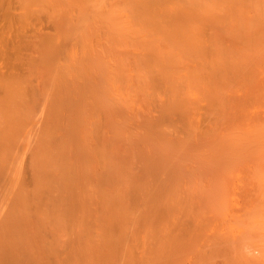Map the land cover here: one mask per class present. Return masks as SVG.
<instances>
[{"label": "bare ground", "instance_id": "obj_1", "mask_svg": "<svg viewBox=\"0 0 264 264\" xmlns=\"http://www.w3.org/2000/svg\"><path fill=\"white\" fill-rule=\"evenodd\" d=\"M15 3L0 264L264 261V0Z\"/></svg>", "mask_w": 264, "mask_h": 264}, {"label": "rangeland", "instance_id": "obj_2", "mask_svg": "<svg viewBox=\"0 0 264 264\" xmlns=\"http://www.w3.org/2000/svg\"><path fill=\"white\" fill-rule=\"evenodd\" d=\"M5 1H6V0H3V2H5ZM1 2H2V0L0 1V7H1V6L3 7V11H2V9L0 8V15H1V12H2V15H5L4 11L6 12L7 8H9V10H7L8 13H9L10 11H11V13H14V12L17 11V8L15 7V5H17V3H15V0H13V1H10V0L8 1V0H7V2H5V3H3V2L1 3ZM8 2H9V4H8ZM12 2H13V3H12ZM11 3H12V6H11ZM3 4H5V6L8 5L9 7L7 6V8H4ZM6 4H7V5H6ZM13 4H15V5H13ZM11 7L13 8V10H12ZM4 9H6V10H4ZM18 10H19V9H18ZM7 12H6V13H7ZM11 13H10L9 15L6 14L5 17H6V18H8L9 16H10V17H13V16H11ZM14 14H16V13H14ZM2 15H1V16H2ZM7 15H8V16H7ZM5 17L2 16V17H0V19L2 20V19L4 18V19H5L4 21H6L7 19H6ZM15 18H17V17H13V18H11V19L8 18V20H10V21L12 20V21H13V19H14V20L16 21L18 18H17V19H15ZM1 20H0V24L2 23V24H1V29H2V28L4 29L3 26L6 25V24H5L6 22L4 23V21L2 22ZM8 20H7V22H8ZM15 21H14V22H15ZM17 22H18V21H17ZM15 23H16V22H15ZM4 24H5V25H4ZM2 25H3V26H2ZM5 27H6V26H5ZM3 29H2V30H3ZM5 29H6V28H5ZM2 32H3V33H2ZM4 32H6V31H1V30H0V35H1V36L4 35ZM1 33H2V34H1ZM249 242H250V241L247 242L248 244H246V242H245V244H244V242L241 243V244H244V245L246 246V247L244 246V247H245V250H244V251L247 250V247H248V245H249L250 247H252V248L254 249V250H253L254 252H252V250H251L252 248L250 249V247H248V250H247V251L250 250L252 253H255L254 256H256L257 254H259V251H258L257 249H260L259 246H264V242H261V241H260V242H257V241H256L255 244H254L253 241H252V243H249ZM219 244H220V245H219ZM219 244H218V246H221V245L224 246L223 243H219ZM241 244H240V245H241ZM227 245H228V243H227ZM227 245H225V246H227ZM230 245H232V248H233L234 245H233V244H230ZM251 245H252V246H251ZM258 245H259V246H258ZM223 246H222V248L225 247V246H224V247H223ZM228 246H229V245H228ZM228 246L226 247V249H228ZM253 246H254L255 248H254ZM244 247H243V248H244ZM257 247H259V248H257ZM232 248H231V251H230V252H233ZM220 249H221V248H217V249H215L216 251L214 250V251H212V253H209V252H208L207 254H204V255L199 256V257L202 258V256L204 257V256L206 255V256H205L204 258H202V259L199 258L200 261L198 260V258H197V260H196V258L191 259V260H192V262H193V260H194L196 263L198 262L199 264H207L208 262H209L208 264H214L216 261H217V262H216L215 264H222L223 262H220V261H221V260H222V261L224 260V263L227 264L228 262H226V261H227L226 259H228V260H230L229 262H231L230 264H247V263H249V260L251 259V256H250V258H248V255H246V254L251 255V253H249V252H247V253L244 252V255H241V254H238L237 252H235V250H234L233 253H230V252H225V251L222 252V251H220ZM224 249H225V248H224ZM233 249H234V248H233ZM222 250H223V249H222ZM228 250H230V248H229ZM255 250H256V251H255ZM226 251H227V250H226ZM215 252H216L217 254H216ZM229 253H230V254H229ZM208 254H209V255H208ZM213 254H215V255H213ZM227 254H229V255H227ZM231 254H232V255H231ZM234 254H235V255H234ZM226 255H227V256H226ZM215 256H216V257H215ZM228 256H229V257H228ZM232 256H233V257H232ZM256 257H257V256H256ZM218 258L221 259V260L218 261V260H217ZM222 258H223V259H222ZM224 258H225V259H224ZM252 258H253V255H252ZM257 258H258V257H257ZM257 258H256V261H253L254 258L251 259V262H252V263L254 262L253 264H256V262H258L259 264H264V263H261L262 260L260 261L259 258H258V259H257ZM203 259H204V260H203ZM206 259H207V260H206ZM188 260H190V258H182V259H180L181 262H186V261H188ZM201 260H202V261H201ZM214 260H215V261H214ZM254 260H255V259H254ZM203 261H205V262H203ZM262 262H264V261H262ZM198 263H197V264H198ZM228 264H229V263H228Z\"/></svg>", "mask_w": 264, "mask_h": 264}]
</instances>
